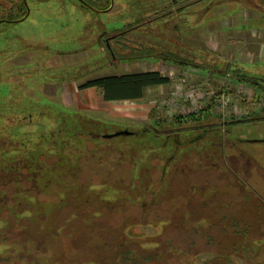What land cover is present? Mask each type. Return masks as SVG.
Returning a JSON list of instances; mask_svg holds the SVG:
<instances>
[{
	"label": "trees",
	"instance_id": "16d2710c",
	"mask_svg": "<svg viewBox=\"0 0 264 264\" xmlns=\"http://www.w3.org/2000/svg\"><path fill=\"white\" fill-rule=\"evenodd\" d=\"M260 2L264 5V0ZM1 6L2 0L0 18L11 19L9 23L25 15L24 10L14 12L12 8L3 16ZM138 51L140 56L156 57L162 63L199 70L193 60L165 46L153 44ZM230 67L236 81L264 95L263 76ZM227 71L218 74L224 77ZM170 82L160 70H144L95 78L79 88H97L105 101L140 100L148 88ZM77 110L54 114L48 130L34 134L28 143L24 140L30 133L19 137L14 128L20 123L24 128L34 125L31 116L13 113L7 117L8 122L0 118V245L6 248L0 254V264H47L52 238L60 240L61 257L78 260L76 254L83 253L85 263L177 264L181 248L191 256L199 253L191 240L204 241L212 251L218 238L229 241L230 252L224 246L205 264L233 263V254L240 246L243 264H264V235L258 238L261 241L254 240L264 212L256 219L244 212V202L250 199L253 203L249 192L236 181L240 173L230 168L220 171L201 152L189 155L197 144L212 147L215 131L225 135L224 144L228 141L237 145L227 138L231 125L264 120L262 110H246L243 116L226 119L209 108L199 114H176L168 122L152 118L143 128H125L133 133L118 143L109 136L115 124ZM5 127L10 132L3 131ZM190 133L193 135L182 138ZM208 136L212 144L202 142ZM244 153L233 151L229 162L250 175L253 170L247 168ZM179 181L184 188L173 196ZM261 190L253 193L262 199L257 208L264 210ZM179 204L181 207L172 214L170 209ZM193 204L198 208L197 215L188 214ZM149 221L167 224L156 237L157 245L144 247L138 240L142 236L134 235L132 228ZM126 229L131 233L128 242L123 238Z\"/></svg>",
	"mask_w": 264,
	"mask_h": 264
},
{
	"label": "rangeland",
	"instance_id": "374dc122",
	"mask_svg": "<svg viewBox=\"0 0 264 264\" xmlns=\"http://www.w3.org/2000/svg\"><path fill=\"white\" fill-rule=\"evenodd\" d=\"M165 1L114 0L113 9L103 13L84 8L74 0H28L30 12L24 20L0 23V118L8 122L7 117L13 113L31 116L34 125L27 124L24 128L20 123L14 128L19 137L21 133H30L24 140L28 143L34 134L48 130L51 121L55 120L54 114L72 113L77 109L94 119L115 124L112 128L114 132L125 128H143L152 118L168 122L176 114H199L200 110L207 108L225 119L243 116L246 110H262L264 116V95L236 81L229 71V66H234L264 77V5L260 0H203L185 7L180 14L172 12L161 20L147 23L128 35L127 42L116 45L119 51L140 42L147 46H167L193 60L199 65V70L162 63L151 56L128 55L115 59L105 53L101 42L103 31L152 19L156 10L150 8L147 11V7ZM190 1L178 0V4ZM168 10L169 7L165 11ZM226 68L229 74L219 76L218 72ZM144 70H160L169 76L171 82L148 89L144 97L135 102H108L97 88H79L95 78ZM5 130L9 131L7 127ZM193 134H183L182 138ZM211 136L215 141L212 147L204 148L203 144H197L189 155L201 152L220 171L226 172L230 168L240 173L236 181L249 192L253 203L251 205L250 199L245 201L243 210L256 219L264 212L257 208L262 199L253 193L257 189L262 193L261 189H264V120L232 124L227 138L235 140L237 145L228 141L224 144L225 135L221 131H215ZM207 138L202 142L212 144V138ZM127 139L129 136L118 135L112 137V142ZM236 150L247 152L244 153V161L247 168L253 170L250 175L244 174L242 168L239 170L236 163L229 162V157ZM201 161L205 163L206 159ZM256 165L259 167L256 168ZM232 171L229 170V173L233 174ZM177 183L173 196H178L183 187L182 181ZM196 201L199 203L198 198ZM174 202L178 201L175 199ZM211 202L215 201L211 199ZM180 205L170 209L172 214ZM188 212L189 215H197V206L194 205ZM166 224L164 221H149L135 225L132 230L134 235L142 236L138 238L140 245L152 247L157 245L156 237L164 232ZM258 226L260 232L256 233L255 241L264 235V218ZM130 234L128 229L124 230L125 242L129 241ZM191 241L199 253L191 256L181 248L182 255L177 264H205L224 246L230 252L228 240L217 238L215 242L218 245L212 251H208L209 246L200 239ZM50 242L47 264H95L85 263L83 253L76 254L78 260L61 257L60 240L52 238ZM5 251L6 248L0 245V254ZM232 259L231 264H243L242 246L238 247Z\"/></svg>",
	"mask_w": 264,
	"mask_h": 264
},
{
	"label": "flooded vegetation",
	"instance_id": "af4514ba",
	"mask_svg": "<svg viewBox=\"0 0 264 264\" xmlns=\"http://www.w3.org/2000/svg\"><path fill=\"white\" fill-rule=\"evenodd\" d=\"M76 1L79 5H81L84 8L91 9L95 12H103V13H108L111 11L113 8V1L114 0H74ZM203 0H192L184 5L178 4V0H167L161 4L158 5H152L147 7V11H149L150 8L155 9L156 11H153L156 13L154 17L147 19L146 21H138L137 23L134 24H127L124 25L120 28H114L109 31H103L102 36H101V42L104 44L105 48V53L115 59L119 58H125L128 55H132L133 57H139L140 52L138 49L145 45L143 42H140V44L133 45V47L127 48V50H122L119 51L118 48H116L117 44H121V42H127L128 35H132V32H135L137 29L141 28L142 26H145L147 23H152L157 20H161V18L167 16L168 14H171L172 12L176 14H180L185 7H190L191 4L202 2ZM222 1V0H221ZM219 1V3L221 2ZM167 7H169L168 11ZM2 15L4 16L6 12H11L12 8L14 12L17 9H22L25 12V15L28 14L29 11V5H28V0H2ZM6 11V12H5ZM159 12V13H158ZM184 12V11H183ZM24 15V16H25ZM29 15V14H28ZM27 15V16H28ZM22 16V17H24ZM20 17V18H22ZM16 18L13 19L12 21L15 22L16 20L20 19ZM165 19V18H164ZM11 19H8L7 17H1L0 18V23L7 22L9 23ZM167 47V46H165ZM170 49V48H169ZM120 56V57H119ZM112 134V133H111Z\"/></svg>",
	"mask_w": 264,
	"mask_h": 264
},
{
	"label": "water",
	"instance_id": "95a60500",
	"mask_svg": "<svg viewBox=\"0 0 264 264\" xmlns=\"http://www.w3.org/2000/svg\"><path fill=\"white\" fill-rule=\"evenodd\" d=\"M28 14H29V12H28ZM27 15H25L24 17L16 20L15 22H20V21L24 20L27 17ZM132 133L133 132L131 130H129V129H122V130L116 131V132H114L112 134H109V136L127 135V134H132Z\"/></svg>",
	"mask_w": 264,
	"mask_h": 264
},
{
	"label": "crops",
	"instance_id": "0c3cea01",
	"mask_svg": "<svg viewBox=\"0 0 264 264\" xmlns=\"http://www.w3.org/2000/svg\"><path fill=\"white\" fill-rule=\"evenodd\" d=\"M161 86V85H160ZM160 86H153V87H160ZM153 87H150V88H153ZM89 88H94V87H89ZM89 88H85V89H89ZM150 88H148V89H150ZM85 89H83V90H85ZM147 89V90H148ZM146 90V91H147ZM121 102V101H123V102H127V101H130V102H135L136 100H117V101H108V102Z\"/></svg>",
	"mask_w": 264,
	"mask_h": 264
}]
</instances>
